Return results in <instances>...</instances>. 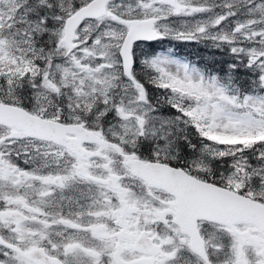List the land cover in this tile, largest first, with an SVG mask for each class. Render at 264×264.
Masks as SVG:
<instances>
[{
	"label": "snow or ice",
	"instance_id": "obj_1",
	"mask_svg": "<svg viewBox=\"0 0 264 264\" xmlns=\"http://www.w3.org/2000/svg\"><path fill=\"white\" fill-rule=\"evenodd\" d=\"M0 264H264V0H0Z\"/></svg>",
	"mask_w": 264,
	"mask_h": 264
},
{
	"label": "trees",
	"instance_id": "obj_2",
	"mask_svg": "<svg viewBox=\"0 0 264 264\" xmlns=\"http://www.w3.org/2000/svg\"><path fill=\"white\" fill-rule=\"evenodd\" d=\"M181 51H183L185 54L189 55L192 58H197L199 56L207 55V53L202 48H199L194 44L183 46L181 48Z\"/></svg>",
	"mask_w": 264,
	"mask_h": 264
}]
</instances>
